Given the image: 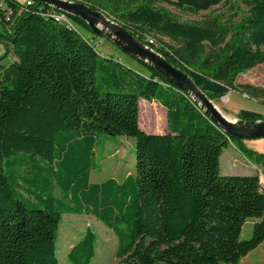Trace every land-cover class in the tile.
Returning <instances> with one entry per match:
<instances>
[{
	"label": "trees",
	"instance_id": "obj_1",
	"mask_svg": "<svg viewBox=\"0 0 264 264\" xmlns=\"http://www.w3.org/2000/svg\"><path fill=\"white\" fill-rule=\"evenodd\" d=\"M0 1V59L13 55L0 63V264H59L63 214L103 222L118 239L122 264H241L264 242L259 177L221 172L230 142L249 159L262 155L230 138L152 65L126 51L135 65L99 53L76 28L96 35L80 17L70 15L71 27L44 15L53 8L38 0ZM77 1L106 13L211 100L237 88L256 92L236 79L264 64V0H245L247 15L233 24L218 17L182 22L155 5L198 14L225 0ZM148 31L181 46L150 42ZM206 42L219 49L207 54ZM140 99L166 109L165 132L141 128ZM237 118L263 120L243 109ZM102 134L135 138V175L90 181ZM255 218L252 236L242 239L244 224ZM97 240L88 227L68 252L71 263L90 264Z\"/></svg>",
	"mask_w": 264,
	"mask_h": 264
},
{
	"label": "rangeland",
	"instance_id": "obj_2",
	"mask_svg": "<svg viewBox=\"0 0 264 264\" xmlns=\"http://www.w3.org/2000/svg\"><path fill=\"white\" fill-rule=\"evenodd\" d=\"M155 5L172 10L182 22L201 23L213 19L214 17H218L221 21L227 24H233L237 23L242 17L247 15L248 11L245 0H225L219 5L198 14H191L182 11L169 3H156ZM103 14L104 19L109 23V26L105 23L99 24V28L103 32L101 35H95L94 37L90 31L79 24L75 23V26L82 34L95 41L99 53L113 55L114 57L121 58L124 62L135 65L132 58L112 41V39L117 38V36L112 31L110 25L117 27H120V25L106 13ZM147 37L148 40H160L172 48H178L181 46L179 42L154 31H148ZM205 49L208 54L211 51H217L219 48L212 47L206 42ZM3 52L4 45L0 44V56ZM11 61H13L12 54H9L5 59H0V63H9ZM236 85H249L254 87L256 92L246 94L243 93L240 88L232 90L227 95L214 100V102L218 104L219 110L223 114L231 116H237L242 109L254 111L260 113L264 120V64L257 65L256 67L239 74L236 79ZM190 94L193 98L199 100L201 105H203L200 98L194 92L191 91ZM139 107V123L144 131L148 133H163L167 130L166 109L161 104L156 101L140 99ZM256 139L257 138H248L245 139V141H247V143H252V141ZM135 162V138L123 135L102 134L95 147V167L92 169L90 181L94 183L102 182L108 178L122 180L128 174L135 175ZM256 221H258L256 218L249 219L244 224L241 234L242 239H249L252 236L253 226ZM88 227H90L98 237L96 243V255L90 264H122L120 259L116 256L118 239L111 229L93 215L78 214H63L62 216L57 241V256L59 264H73L68 258V252L72 246L83 238ZM263 262L264 242L241 260V264H262Z\"/></svg>",
	"mask_w": 264,
	"mask_h": 264
},
{
	"label": "water",
	"instance_id": "obj_3",
	"mask_svg": "<svg viewBox=\"0 0 264 264\" xmlns=\"http://www.w3.org/2000/svg\"><path fill=\"white\" fill-rule=\"evenodd\" d=\"M38 1L46 3L57 10L64 11L68 15L80 17L96 35H101L103 33L99 28L100 23H105L109 26V23L104 19V12L94 10L91 6L83 2L69 0ZM110 27L117 36V38H113L112 41L123 51L144 60L146 63L158 69L165 76L169 77L180 90L188 92L189 94L191 91L194 92L203 103V105H201L200 101L194 98L199 102L203 111L213 119L230 138L254 139L264 136V120L247 121L239 119V121L233 122L217 109L214 101L201 91L186 73L169 63L161 54L154 51L147 44L139 41L121 25L120 27L110 25Z\"/></svg>",
	"mask_w": 264,
	"mask_h": 264
},
{
	"label": "crops",
	"instance_id": "obj_4",
	"mask_svg": "<svg viewBox=\"0 0 264 264\" xmlns=\"http://www.w3.org/2000/svg\"><path fill=\"white\" fill-rule=\"evenodd\" d=\"M232 117L238 119L237 116ZM244 144L262 155L261 158H247L234 143L230 142L221 156V172L223 175H257L264 192V136L252 143H247L244 139Z\"/></svg>",
	"mask_w": 264,
	"mask_h": 264
},
{
	"label": "built area",
	"instance_id": "obj_5",
	"mask_svg": "<svg viewBox=\"0 0 264 264\" xmlns=\"http://www.w3.org/2000/svg\"><path fill=\"white\" fill-rule=\"evenodd\" d=\"M23 2L26 4V5H30L32 0H23ZM4 3L2 1H0V8L1 7H4ZM52 7V6H50ZM53 8V7H52ZM44 15L54 19L55 21H58V22H63V23H66L68 26H71V27H74L73 23L71 22V18H70V15H68L66 12L64 11H61V10H55L53 8V10H49L47 11L46 13H44ZM150 42H153L152 39H150Z\"/></svg>",
	"mask_w": 264,
	"mask_h": 264
},
{
	"label": "bare ground",
	"instance_id": "obj_6",
	"mask_svg": "<svg viewBox=\"0 0 264 264\" xmlns=\"http://www.w3.org/2000/svg\"><path fill=\"white\" fill-rule=\"evenodd\" d=\"M227 99V98H226ZM214 104H215V106L217 107V109H219V106H218V104L217 103H215L214 102ZM225 116H227L230 120H232L233 122H236V121H239V119H234L232 116H229V115H227V114H224Z\"/></svg>",
	"mask_w": 264,
	"mask_h": 264
}]
</instances>
